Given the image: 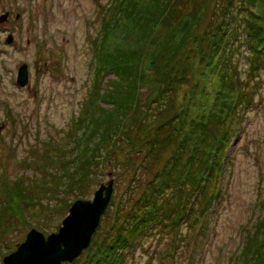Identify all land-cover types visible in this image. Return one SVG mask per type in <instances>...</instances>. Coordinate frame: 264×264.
Wrapping results in <instances>:
<instances>
[{
    "label": "rangeland",
    "instance_id": "1",
    "mask_svg": "<svg viewBox=\"0 0 264 264\" xmlns=\"http://www.w3.org/2000/svg\"><path fill=\"white\" fill-rule=\"evenodd\" d=\"M116 1L0 0V16L8 12L7 17L0 21V186L4 180L11 182L18 174L38 180L30 184L27 197H32L31 206L28 209L24 207L23 217L11 218L2 214V228L9 220L15 226H7L5 231L0 228V249L6 252L13 250L34 225L46 233L60 225L68 208L64 206L58 210L56 204L72 200V191H47L41 186L48 178L43 166L47 164L58 172L59 167L64 166L59 162L48 163L42 149L53 150L56 157L70 156L69 132L71 130L74 134L77 131V117L90 118L94 100H104L111 87V73L96 77V69L104 65L101 52L136 49L142 53L146 74L145 86L138 92L141 103L155 95L159 71L171 67L169 71L176 78L171 93L161 105L163 109L154 112L150 125L145 126L143 140L155 137V130L167 121L174 120V125L177 129L179 127L175 140L169 138V142L164 140V143L158 135L160 146L164 149L154 159L155 162L149 164L151 167L148 165L147 175L142 173V176L147 179L158 175V181L163 179L172 163L170 155H178V151H181L179 146H183L185 153L176 162L178 170L188 165L187 156L193 153L194 145H198L195 148L209 147L200 140L199 130L194 128L191 121L198 118L206 120L210 112H214L218 117L212 119V124L219 125L223 117V132L226 133L225 145L219 152V159L216 157L219 163L214 167L207 196L209 194L211 197L215 191L217 193L219 186L223 188V194L211 212L208 206L203 211L200 209L196 216L192 213V225L182 220L178 225L181 228L179 237L170 239L172 235L162 232L163 227L160 236L144 237L138 245L127 248L129 255L124 263L241 264L240 253L245 252L244 247L251 241L247 239V233L252 230L257 218L264 215V61L259 69L253 71L255 75H250L247 67L248 48L242 44L234 47L237 48L233 53L236 67H233V63H226L225 66L218 65V69L217 61L214 60V65L210 63L211 55L204 44L209 39L202 35L201 25L203 15L209 11V0L196 12L189 8L173 25L157 24L152 32H145L140 24L127 18H120L113 28L105 23L106 15L112 13L107 12L108 8ZM253 10L258 14L257 20L264 35V0H257ZM206 19L205 16L204 23ZM150 33L152 36H148ZM8 35H11L9 42L6 41ZM153 38L156 40L152 41ZM261 57H264L263 53ZM22 63L27 64V82L20 86L16 80ZM226 66L229 67L226 69ZM225 72L229 76L228 81L222 77ZM250 76L253 77L248 82ZM225 82L229 85L224 90L231 95V98H227L228 101L231 99L230 106L219 98L223 93V90L219 92L220 88L223 89ZM224 98L226 96L221 99ZM85 110L90 113L85 114ZM217 128L213 127L219 134ZM169 130L171 133L172 129ZM165 132L163 129L160 134ZM168 134L169 131L163 138ZM182 141H185L183 145ZM129 146H124L122 151L115 149L110 152L104 158V167L95 171L93 179L84 181L88 195L81 198L91 199L101 183L107 184L109 179H113L112 204L109 202L102 214L93 238L101 239L110 229L111 216L116 208L122 207L121 200L125 203L131 192L130 186L138 187L135 188L138 194L143 188L144 179L138 177L134 181L131 169L145 159L142 156L147 146H135L138 152L144 151L137 158L134 149L133 154H128ZM129 161L134 162V167H128ZM38 197L46 210L36 205L40 202ZM13 199V205L9 207L18 203L21 205L20 200ZM0 201L12 202L9 194L1 191ZM205 216H210V219L203 235L198 232V227ZM44 217L46 220L39 222ZM42 223L46 230L42 228ZM93 238L88 249L64 264H83L90 259L94 261L91 253L97 247V239L93 243ZM173 248L174 256L170 255Z\"/></svg>",
    "mask_w": 264,
    "mask_h": 264
},
{
    "label": "trees",
    "instance_id": "2",
    "mask_svg": "<svg viewBox=\"0 0 264 264\" xmlns=\"http://www.w3.org/2000/svg\"><path fill=\"white\" fill-rule=\"evenodd\" d=\"M206 1L208 4V0H117L115 4L108 8L107 12L111 11L112 13L106 15L105 23L112 25L113 28L117 26L120 18H127L140 24L141 29L145 32H152L157 24L173 25L178 19L182 18V15L187 10L195 9L192 12H196L199 8H203L202 4ZM141 2L145 3L142 4ZM209 2V11L203 15L201 25L203 26L202 35L209 39L208 43L204 44L206 45V51L209 49L208 52L211 55L210 63L214 65V60L217 61L215 64L218 69H220L221 65L225 66L226 63L227 65L233 63V67H236L237 65L234 63L236 57L233 53L237 51V48L234 47L245 44L248 48L249 65L247 67L251 72L250 75L254 76L253 71L259 69L260 63L264 61V57H261L262 53L264 56L263 29L257 20L258 14L256 10H253L257 0H209ZM192 4L193 6H190ZM205 16L207 19L204 23ZM148 36H152V33L148 34ZM155 40L156 38L152 39V41ZM218 55L221 57H218ZM100 57L104 58V65L96 69V77L100 78L104 73H111L113 77L111 87L104 96V100H94L95 103L91 105L93 111L89 115L90 118L77 117V131L74 134L71 130L69 132L71 143L68 148H71L72 151L69 157L68 155L56 157L57 155H54L53 150L42 149L44 154H46L45 157H47L48 163L59 162L63 163L64 166L61 167L59 165V172L53 171L47 164L43 166L48 172V178L44 179L45 183H42L41 186L47 188V191L57 190L61 192L67 190L70 192L71 190L73 197L70 200L71 202L77 198L86 197L88 193L85 191L84 181L90 180V178L93 179L95 171L104 167V158L110 152L115 151V149L116 151H122L124 146L128 144L131 147L127 151L128 154H133L134 149L137 151L134 154L135 158H137L144 151L138 152L135 146L146 145L147 150L142 156L145 157L144 160L135 167L132 165L134 162L129 161L127 163L128 167H134L131 169L134 181L138 177L144 179V190L141 188V192L138 194L135 190L138 187L130 186L131 192L127 199L124 200L125 203H122L121 200L122 207L116 208L111 216L110 229L101 239L93 238L95 232L93 233V243L97 239V243H95L97 247L91 253V256L95 260L91 262L90 259L83 263L125 264L124 262L129 255L128 249L134 244L138 245V243H141L144 237L160 236L161 228L163 227L165 229L162 232L172 235L170 239L179 237L178 233H180L181 229H179V226L182 220L192 225L194 222L192 213L196 216L200 209L203 211L208 206L209 211H212V207L223 194V188L219 186L217 193L216 191L213 192L210 197L209 194L207 196L208 186L214 167L216 163H219L216 157L219 159V152L222 151L221 149L225 145L224 137L226 132H223V128H225L221 121L224 119L223 117L220 118L219 125L212 124V119L218 117L214 112H210V117H206V120L202 118L192 120V124L195 125L194 128L199 130L200 140L204 145H209V147L195 148L197 144H193V153L187 156V166L189 167L185 166L182 170H178L176 162L185 153L183 146H179L178 149L181 151H178V155L173 154V157L170 155L169 159L172 160V165L169 164L170 167L165 172L163 179L158 181V175L145 179L142 173L147 175L148 168L151 167L149 164L155 162L154 159H157L158 155H160L159 152L164 149V147L160 146L161 141L166 143L169 138L174 139L177 130L179 131V127L177 129L174 125L175 121L172 120V122L162 123L155 130V137L145 141L142 137V134H145V126L147 124L150 125L154 118V112H160L163 109L161 105H164V100L171 93L176 78L169 71L171 67L159 71L156 79L158 89H156L153 99L150 98L148 101L141 103L138 100V92L141 87L145 86L146 78L142 53L136 49H115L107 53L101 52ZM228 67L226 66V69ZM253 76H250L248 82ZM222 77L224 81H228L229 76L226 72L222 74ZM228 86V83L225 82V85L222 86L223 89L220 88L219 92L223 90V93L219 98L227 106H230L231 99L228 101L227 98H231V95L224 90L229 88ZM225 93L228 94L225 95ZM224 96L226 98L221 99ZM84 113L90 112L85 110ZM75 119L76 116L73 119L74 123L76 122ZM132 124L135 125L132 127ZM214 126L219 127L217 128L219 129V134H217L216 129H213ZM163 129L166 132L169 131L168 136L165 138H163V135L166 132L160 134ZM169 129H172L171 133ZM158 135L162 137L161 141ZM208 139L210 140L209 142ZM183 142L185 141H182L181 145H183ZM57 147L60 148V145ZM38 165L40 166L39 162ZM171 167H174V169H171ZM35 180L36 178L34 177L27 178L20 174L16 175L11 182L4 180V183L0 186V191L7 192L12 202L10 204L7 201H0V220L3 215H9L11 218L12 216L21 218L22 211H25L24 207L28 209L31 206L32 197H27V193L29 192L30 184L38 182V180ZM220 184L222 186V180H220ZM9 190L11 191L9 192ZM133 194L138 195L134 196ZM212 197H215V199L213 198L214 203L211 202L213 200ZM13 198L16 201L20 200L21 205L18 203L13 207H9L13 205ZM38 201L40 202H34L36 205H40V207H37L46 210L40 197H38ZM66 201L61 204L57 203L55 208L58 210H61L64 206L68 208L71 202ZM110 204L112 203L110 202ZM209 219L210 216H205L199 226L200 229L198 227V232H202L203 235L206 234L205 229ZM257 219L252 230L247 233V239L251 241L244 247L245 252L240 253L241 264H264V215H262V218L258 217ZM45 220L46 217L41 218L39 222H44ZM21 221L18 223L21 224ZM5 224V228L0 225V228L4 229V231L7 226L13 227L14 225L10 220L6 221ZM42 226L44 230L47 229L43 223ZM34 227L36 226L34 225ZM8 230L9 228L6 231ZM174 252L175 249L173 248L170 255L174 256Z\"/></svg>",
    "mask_w": 264,
    "mask_h": 264
},
{
    "label": "water",
    "instance_id": "3",
    "mask_svg": "<svg viewBox=\"0 0 264 264\" xmlns=\"http://www.w3.org/2000/svg\"><path fill=\"white\" fill-rule=\"evenodd\" d=\"M8 12L0 16V21ZM6 41H11L8 35ZM27 82V64L22 63L16 83ZM113 191V179L101 183L91 199L77 198L68 207L57 230L44 233L35 227L28 230L16 250L5 255L2 264H63L77 258L89 245L101 216L109 205Z\"/></svg>",
    "mask_w": 264,
    "mask_h": 264
},
{
    "label": "bare ground",
    "instance_id": "4",
    "mask_svg": "<svg viewBox=\"0 0 264 264\" xmlns=\"http://www.w3.org/2000/svg\"><path fill=\"white\" fill-rule=\"evenodd\" d=\"M57 228H58V227H57ZM57 228H56V230H57ZM53 231H54V230H53ZM43 233H44V235H46V232H43ZM92 236H93V235H92ZM24 239H25V238H24ZM91 239H92V238H91ZM90 242H91V241H90ZM19 243H20V242H19ZM17 246H18V244L13 248V250H16V247H17ZM13 250H11V251L13 252ZM11 251H10V252H11ZM83 251H84V250H83ZM83 251H82V252H83ZM10 252H8V253H10ZM0 253H2V254H1V255H2L1 262H2L3 259H4V257H5V254H6L7 252L4 251V249H0ZM8 253H7V254H8ZM7 254H6V255H7ZM79 256H80V255H79ZM75 259H76V258H75ZM66 262H67V261H66ZM29 263L32 264L31 261H30ZM64 263H65V262H63V264H64Z\"/></svg>",
    "mask_w": 264,
    "mask_h": 264
}]
</instances>
